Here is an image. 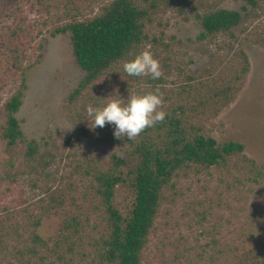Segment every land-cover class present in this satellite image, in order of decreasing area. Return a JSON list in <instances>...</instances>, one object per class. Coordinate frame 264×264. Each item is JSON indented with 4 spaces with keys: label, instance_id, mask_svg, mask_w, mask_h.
<instances>
[{
    "label": "trees",
    "instance_id": "obj_1",
    "mask_svg": "<svg viewBox=\"0 0 264 264\" xmlns=\"http://www.w3.org/2000/svg\"><path fill=\"white\" fill-rule=\"evenodd\" d=\"M228 1L0 0V112L5 118L0 138L10 153L0 164V264H144L161 209L180 197L181 179L213 170L223 175L228 193L264 191V165L247 157L240 142L219 144L204 126L238 99L250 74L247 53L235 47L240 36L264 48V0H237L240 10L225 8ZM169 12L199 25V43L216 45L223 38L214 50H204L206 63L196 70L190 69L192 59L185 62L175 51L181 42L153 30ZM46 34L70 35L73 57L85 74L65 101L73 130L60 138L73 147L87 139L121 149L105 165L92 158L74 163L68 182L64 176L52 179L66 181L65 188H47V200L34 202L25 198L24 190L16 191V165L36 169L38 160L56 156L42 152L50 136L40 141L25 138L17 114L27 74L41 63ZM145 49L160 62L159 80L131 77L123 70L125 62ZM155 88L164 93V121L132 141L116 139L112 125L91 128L89 107L103 106L117 91L126 99ZM80 189L91 205L63 212L57 234L44 239L38 232L44 218L64 211L69 197L76 206ZM121 191L129 199L125 210L116 202ZM199 215L206 220L205 214ZM201 234L211 237L208 244L200 250L177 247L165 264H264V203L252 208L231 241L218 239L211 230Z\"/></svg>",
    "mask_w": 264,
    "mask_h": 264
},
{
    "label": "rangeland",
    "instance_id": "obj_2",
    "mask_svg": "<svg viewBox=\"0 0 264 264\" xmlns=\"http://www.w3.org/2000/svg\"><path fill=\"white\" fill-rule=\"evenodd\" d=\"M242 3L229 0L224 7L231 10H240ZM31 19L37 14H30ZM159 35L163 32L166 39L175 38V51L184 56V61L193 60L190 69L196 70L206 63L204 50H214L218 44L223 43L219 38L217 44L207 42L199 43L197 38L201 32L199 25L190 20L185 22L176 13L169 12L162 15L159 24L153 27ZM52 30L53 27H48ZM239 35V32H237ZM41 63L27 74V89L23 98V105L17 114V119L27 140L50 136L48 147L42 149L43 155L54 153L56 158H45L34 164L36 169L28 166L16 165L19 174V186L16 191L24 190L25 198L37 201L46 199V189L52 191L58 187H66L68 173L73 169L74 163H86L90 158L105 165L112 153L119 152V146L98 144L87 139L83 140V147H73L66 144L64 136L72 132L66 116L65 101L68 95L78 87L84 78V72L77 66L73 57L71 38L69 34L51 37L48 34L42 40ZM244 49L247 53L251 71L245 80L243 90L238 99L226 108L216 119L204 122L207 132L219 144L236 141L245 145V155L258 164L264 165V48L246 42L244 35L240 36L235 47ZM187 54V55H184ZM177 76H174L176 79ZM12 88L9 89V91ZM4 115L0 112V126L4 123ZM23 148H18L22 153ZM10 153L6 143L0 138V164L8 160ZM21 162V159H18ZM49 162L48 167L43 163ZM38 163V162H36ZM21 166V167H20ZM2 173V171H0ZM52 178L47 180L46 174ZM6 175L5 177H7ZM64 176L66 181L54 183L52 179ZM223 175L217 171L203 174L199 177L183 178L179 182L180 197L175 203H166L156 221V230L150 239L145 251L144 264H165L168 262L177 247L179 249L192 247L200 250L208 244L211 237L202 235L204 230L215 232L218 239L231 241L236 237L238 230L246 223L252 208L260 207L264 203V191L255 190L249 193L243 191H230L224 188ZM72 180V179H71ZM71 182V181H70ZM2 190L6 183H2ZM34 186V187H33ZM82 189L76 191L77 205H72L70 197L66 200L65 208L60 214L51 213L43 220L39 234L44 238L54 237L63 220V212H75L77 206L88 208L91 201L83 199ZM117 205L125 210L129 199L125 191L117 196ZM205 214L206 220L199 215ZM215 226V229H214ZM214 235V234H213Z\"/></svg>",
    "mask_w": 264,
    "mask_h": 264
},
{
    "label": "clouds",
    "instance_id": "obj_3",
    "mask_svg": "<svg viewBox=\"0 0 264 264\" xmlns=\"http://www.w3.org/2000/svg\"><path fill=\"white\" fill-rule=\"evenodd\" d=\"M123 70L128 76L150 77L152 80H159L163 74L159 60L148 49L125 62ZM163 105L164 93L160 88L143 94H129L126 99L121 98L117 91L103 106L89 107L87 114L93 124L92 129L112 125L116 139L126 137L132 141L146 128L164 121L167 113L162 110Z\"/></svg>",
    "mask_w": 264,
    "mask_h": 264
}]
</instances>
